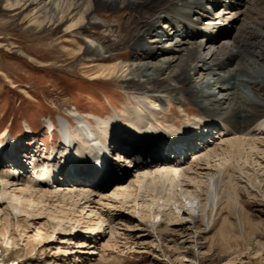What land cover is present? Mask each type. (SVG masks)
I'll list each match as a JSON object with an SVG mask.
<instances>
[{
	"label": "rangeland",
	"instance_id": "rangeland-1",
	"mask_svg": "<svg viewBox=\"0 0 264 264\" xmlns=\"http://www.w3.org/2000/svg\"><path fill=\"white\" fill-rule=\"evenodd\" d=\"M23 1L0 0V147L14 143L18 149L16 154L26 157L20 161L4 159L0 172L4 167L17 162L27 165L29 160L26 158H37L33 153L37 149L39 152L44 149L54 150L60 158L65 145L61 141L58 127L50 136V120L54 124L64 125L72 133L71 136L76 135L77 124L85 126L94 123L95 127L89 128V131L95 134L93 138L103 147H107L106 143L111 137L107 125L112 122L118 125V136L125 134L124 137L151 133L150 136L171 138L194 124L199 126L198 129L202 127L204 115L200 106L192 100L182 101V106L171 101L168 108V102L162 105L159 101L153 102L143 95L125 91L123 84L116 78L92 79L88 74V62L83 58L79 37L84 34L83 30L78 31L80 34L69 35L67 32L76 17L66 18L62 23L57 19L51 24L48 18L43 23H35L39 18L38 9L33 7L30 0ZM127 10H100L97 15L112 24L113 29L124 38L134 27L135 21H132L134 17ZM44 16L39 19H44ZM154 27L159 28L158 25ZM90 32L101 43H109L115 38L106 28L91 29ZM230 38L237 40L235 29ZM201 39L196 40L200 42ZM120 52L127 55V58L130 56L127 46H123ZM184 107L187 112L183 111ZM133 110H140L134 120L140 124L138 130L123 119ZM144 115L151 116L152 120L147 122L145 118H140ZM263 124L264 114L245 128L242 137L257 142L256 138L264 135ZM224 125L219 133L217 127L220 124L215 126L211 140L206 142L200 152L199 149L196 151L200 159L193 157L195 152L191 154L189 151L179 169L192 172L190 165L197 163L201 168L212 165L213 169L209 172L205 170L196 176L190 175L191 191L199 193L202 191L199 187L208 189L206 208L222 202L221 194L217 191L223 174L238 178L240 181L236 186L238 197L235 207L242 208L240 220L237 209L232 208L229 216L227 211L222 213L223 216L220 214L212 227L207 226L203 220L190 223L188 217L166 199L167 196L177 197L186 202L183 189L177 184L164 182L158 188L161 193L156 189L141 188L132 201L125 194L116 196L114 201L100 200L101 211H106L108 217L112 215L114 218L105 227L114 226L115 231L111 234L107 228L104 241H100L96 247L92 245L93 240L88 238H84L83 244L76 247V244H69V240L60 241L59 237L63 234L58 228L50 237L38 234V226H43L42 230L46 233L50 229L48 221L53 224L56 222L49 216L50 209L55 210L52 203L44 205L49 210H45L41 214L43 217L38 219H35V214L39 206L32 211L31 205H28L30 215L21 213L27 219L26 222L18 227L8 225L5 237L0 236V263L8 258L14 261L13 264H46L47 260L49 264H264V144L260 143L262 148L256 149L244 143L242 150L249 154L242 151L229 152L230 147L224 141L235 135L231 126ZM62 133L66 135L64 131ZM28 142V149H25L24 144ZM214 148L216 151L213 152ZM28 166L25 168L28 169ZM231 167L233 169L228 171ZM141 174H148V170L140 167L132 169V176ZM204 184H207L206 187ZM116 188V184L111 186V190ZM1 202L0 216L3 217L6 211H11L7 208L8 199ZM171 209L175 215L170 213ZM155 211L158 214H154ZM196 212L197 207L194 214ZM82 216L86 222L90 219L83 212L81 216L76 213L75 218L62 220L63 226L72 225L67 227L65 235L74 233V228L82 226L83 220H78ZM176 216H179L178 219ZM8 236L12 240L6 243ZM82 238L77 236L75 240ZM67 249L78 253L64 255Z\"/></svg>",
	"mask_w": 264,
	"mask_h": 264
},
{
	"label": "bare ground",
	"instance_id": "bare-ground-1",
	"mask_svg": "<svg viewBox=\"0 0 264 264\" xmlns=\"http://www.w3.org/2000/svg\"><path fill=\"white\" fill-rule=\"evenodd\" d=\"M30 3L38 9L37 17L47 15L44 19L38 18L35 23H43L47 18L51 24H54L57 19L62 23L66 18L76 17L68 26L67 32L69 35L80 34L78 31L83 30L84 34L79 37L83 46V58L88 62V74L92 79L116 78L123 84L125 91L143 95L153 102L159 101L162 105L168 102V108L171 101L182 106L180 103L187 99L199 105L205 120L202 122L205 125L198 131L201 134L196 139L197 143L193 144L195 150L193 151L195 153H191L193 157L201 158L196 154L206 144V141L203 142L205 138L209 137L208 141L211 140V134L218 124H220L217 127L218 133L222 132L223 127L221 126L224 124L233 129L235 136L224 141L230 147L229 152H243L244 143L256 149L264 144V135L257 137V142L252 141L253 139L250 142L245 140V136L242 137L245 128L264 114V0H30ZM17 4L18 2L15 3ZM121 8L128 9L131 17H134L132 21L135 20L134 27L124 38L113 29L112 24L97 15L100 10L113 11ZM155 25L159 28L154 27ZM96 28H106L115 38L109 43L99 42L90 34V30ZM234 29L237 43L235 39L230 38ZM197 38L202 39L197 42ZM123 46H127L130 50L128 58L120 52ZM194 76L195 80H191ZM139 109L141 110L142 106ZM133 111L127 117L123 116V119L128 124L130 123L132 128L138 130L140 124L134 121L138 111ZM183 111L187 112V108L184 107ZM140 118H145L147 122L152 120L151 116L146 115ZM140 118H138L139 121ZM51 122L53 121L49 122L50 128ZM93 124L87 123V126L77 124L79 125L76 126L78 133L76 131L75 135L79 142L77 148L86 149V145L94 139L95 134L89 131V128L95 127ZM262 126V134H264V124ZM117 127L118 125L113 122L107 125L109 135H111L106 143L107 146L121 143L125 144L123 147L137 149L139 143L146 142L145 139H157L155 136H150L151 133L142 135L139 133L140 135L135 137H124L125 134H123L120 137L118 136L120 130ZM59 128L66 135L70 134L64 125L60 124ZM190 134L192 133L186 130L175 137H162L169 140L170 144H176L184 136L188 137ZM73 137L71 136V139ZM66 141L69 145L70 137ZM158 148L161 147L158 146ZM2 149L3 147H0V150ZM101 151L103 149L100 148L99 153ZM214 151H216L215 148ZM126 152L124 150L123 154L121 150L118 151L117 157L120 161ZM186 153L183 155L184 159L187 156ZM51 154L54 155L53 152ZM135 154L132 156L134 162L132 167L125 165L128 159L126 161L122 159L124 165H121L120 174L112 173L109 178L104 179L103 183L77 181L84 177L83 174L73 176L71 173L68 176V180L71 181L67 184L63 186L57 182L52 184L48 179L51 170H44V173L36 176L37 171L33 168H35L34 163L37 164L38 161L30 159L31 156L28 162L29 169L25 168L28 164L23 165L22 162L4 167L0 172V203L5 198L8 199L7 208H10L11 212L4 209L6 211L4 216H0L2 225L0 236L5 237L8 225L18 227L26 222L27 219L21 213L30 215L27 210L28 205H31L30 210L32 211L39 206L35 214V219H38L43 217L41 214L45 210H49L44 208V205L52 203V208L55 210L50 209L49 216L56 222L53 224L48 221L50 229L46 233L42 230L43 226H38V234L43 233L46 237H50L58 228V231L63 234L59 237L60 241L69 240V244H76V247H80L84 242L83 239L88 238L93 240L92 245L96 247L101 243L100 241H104L107 228L111 234L115 231L114 226L105 227L107 223H112L114 218L112 215L108 217L109 214L107 215L106 211H101L100 200L114 201L116 196L125 194L132 201L141 188L158 190L164 182H168L169 185L177 184L183 189V198L186 202L177 197L167 196L166 199L171 201L174 208L179 209L181 214L187 216L190 223L194 224L198 220H203V222L206 221L207 226L212 227L220 214H225L227 211L229 216L232 208L237 209L240 220L242 208L241 206L235 207L238 197L236 186L240 181L238 178L228 177V173L223 174L220 179V188L217 191L221 194L222 202L214 203L213 206L206 208V201L209 197L208 189L199 187L201 192L191 191L192 178L190 175L196 176L205 170L209 172L213 169L211 164L207 163L210 165L209 168L204 166L201 168L200 164L196 163L190 165L192 172H185L186 170L179 169L183 161L179 157L180 162L155 159V163H150L149 167L145 168L139 166L142 165L139 163L141 153ZM150 155H152L150 159L155 156L162 157L163 152L156 150ZM4 159L7 158H2L0 165ZM7 163L10 164V162ZM43 166H49V164ZM136 167L148 170V174L132 176V169ZM232 169L233 167L228 168V171ZM185 174L188 175L185 176ZM115 184L117 188L111 190V186ZM206 185L204 184V187ZM158 192L161 193L160 190ZM120 202L123 201L120 200ZM196 207L197 212L194 214ZM83 212L87 213L86 218L90 217L87 219L88 222L83 216L80 217L78 220L79 222L80 219L83 220L82 226L74 228V233L69 232L65 235L67 227L72 225L63 226L62 220L75 218L76 213L81 216ZM170 213L175 215L172 209ZM154 214L158 212L155 211ZM89 222L91 224H88ZM72 235L74 236L67 237ZM77 236L83 237L82 240H75ZM9 239H11L9 236L6 237V243ZM66 253L78 252L67 249L64 255H67ZM89 253H94V251ZM5 260H2L0 264L14 263L8 258ZM49 263L47 260L46 264Z\"/></svg>",
	"mask_w": 264,
	"mask_h": 264
}]
</instances>
